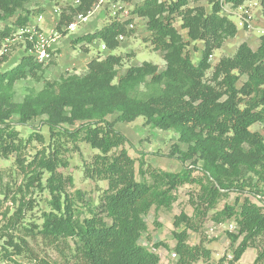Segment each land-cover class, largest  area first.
<instances>
[{
    "label": "rangeland",
    "instance_id": "374dc122",
    "mask_svg": "<svg viewBox=\"0 0 264 264\" xmlns=\"http://www.w3.org/2000/svg\"><path fill=\"white\" fill-rule=\"evenodd\" d=\"M73 1L50 0L48 7L59 9V21L65 19L61 27L75 22L77 13L72 12ZM145 1L96 0L92 8L83 14L87 20L62 34L48 61L28 65L16 48H11L0 61V75L9 73L0 82V111L10 115L6 122L16 133L15 144L19 143L18 151L6 157L0 154V264H83L75 238L67 236L53 240L46 238L42 230L49 213L69 217L74 224L90 216V210L98 204L107 184L85 178L83 168L99 151L80 138L73 142L60 134L52 135L44 122L47 115L36 114L45 109V105L50 106L59 93L68 101L72 99L74 85L69 82L83 81L88 74L90 61H103L110 55L121 58L119 64L108 69L106 74L93 78L97 79L96 83L89 85L92 95L99 99L124 91L136 109L143 112L159 110L166 99L196 105L199 101L188 97L196 90L200 92L194 97L209 92L208 97L222 102L226 98V88L224 75L217 66L225 59H233L241 44L256 52L261 37H264L261 0H244L240 5L223 1L219 2V15L234 23V36L223 38L220 46L215 47L218 38L207 45L204 40L193 39L187 28L183 27L180 13H174L172 25L175 34L167 38L169 48L159 50L151 44L148 29L150 19L159 16L139 13ZM175 1L158 0V3L166 7ZM187 8L203 9L209 13L211 4L206 0H187L181 9L184 11ZM27 10L45 11L35 0H28L17 13L24 15ZM164 15L166 12L158 19ZM113 22L126 23L122 33L115 38L117 45L113 50L105 48L96 37L91 43L74 42L85 35L97 36ZM14 26V18L0 22V28L12 29ZM180 53L194 66L204 62V75L197 86L193 87L186 81L178 82L166 73L167 61H175L174 58ZM255 67L257 78L252 77ZM230 73L237 79L235 89L243 91L237 94L242 99L240 108L250 102L256 91H264V63L261 65L256 60L243 65L233 64ZM128 74L132 77L125 81ZM120 83H124V87L117 91ZM80 105L76 107L71 100L69 104L59 107V111L72 118V122L62 123L60 127L73 130L86 121L81 118L101 111L93 112L94 108L84 100H80ZM20 111L29 117L22 124L18 115ZM119 115V112H115L106 119L113 122L115 129L128 139L123 148L135 160L136 180L153 184L151 173H188V182L169 191L174 198L170 208L152 206L143 217L146 231L138 243L154 249L161 264H175L177 258L173 256L175 241L172 233L183 229L184 224L175 228L173 221L182 213L190 217L197 228L196 231L188 230V243L196 245L202 241L203 246L211 252L208 260L193 264H218L220 259L228 262L238 242L231 244L227 233H236L237 225L233 219L217 223L213 217L226 205L233 204L237 196L262 192L264 166L249 155L247 145L242 146L241 154L244 157L233 156L229 162L221 151L232 155L230 150L220 148L217 142L213 145L212 135L215 134L207 129H198L196 136H188L185 140L180 138L176 128H158L142 115L132 121H119ZM249 130L258 133L264 142V121L253 123ZM198 143L205 149L204 156L197 150ZM209 148L214 149L215 154L210 155ZM47 160L52 161V165L45 168L43 163ZM204 167H210L212 173L224 183L243 185L245 193H222L215 206L209 207L204 192L211 186V180L203 172ZM155 188L165 190L167 185L162 181L156 183ZM195 208L204 216L199 213L195 217ZM263 242L262 238L255 241L257 247ZM255 259L256 250L248 248L235 264H254ZM258 264H264V260Z\"/></svg>",
    "mask_w": 264,
    "mask_h": 264
},
{
    "label": "trees",
    "instance_id": "16d2710c",
    "mask_svg": "<svg viewBox=\"0 0 264 264\" xmlns=\"http://www.w3.org/2000/svg\"><path fill=\"white\" fill-rule=\"evenodd\" d=\"M27 1L0 0V22L14 18L15 25L12 29L8 27L0 28V43L10 36L16 27L24 25L31 14L41 11L27 10L24 15L17 13L18 10H22L24 3ZM78 1L79 5L72 9L73 13L85 14L96 2V0ZM206 1L211 4L209 13L196 8H187L182 11L181 8L187 0H176L166 7L162 3H158V0H146L139 13L160 17L163 12H166V15L162 16L161 19L152 17L148 23L151 44L156 49L163 51L169 48L167 38H171L175 34L172 25V15L174 13H180L182 25L187 28L193 39L204 40L207 45L218 38V43L215 45L217 47L220 46L223 38L234 36L236 26L226 17L219 15V2L217 0ZM225 1L240 5L244 0ZM261 6L262 15L264 16V0H261ZM64 21L65 19L61 18L57 26L58 30ZM125 27L126 23L113 22L102 29L97 36L85 35L77 38L74 42L91 43L96 37L105 48L113 50L117 45L116 36L120 35ZM24 58L27 60L28 65L36 63H33L34 61L29 57ZM174 59L175 61H167L166 73L178 82L186 81L191 83L193 87L197 86L204 75V62L201 61L194 66L187 58L181 57V53L177 54ZM120 60L119 56L110 55L103 61H90L85 79L79 82H69L74 85L72 99L68 101V99H64L62 93H59L50 106L45 105V109L37 111L36 115L41 113L47 115L48 118L44 122L52 135L60 134L73 142L80 138L89 144L91 148L99 151L84 165L83 174L89 180L104 181L107 184V188L99 197L98 204L90 210L89 217L82 219L78 224H74L69 217L49 213L46 216L42 233L46 238H52L53 240H59L67 236L75 238L76 249L80 253L83 264H161L154 249H148L138 243L139 238L146 231L143 217L150 211L152 206L170 208L174 198L169 191L177 185L188 182V173L186 171L177 174L151 173L153 184L136 180L135 160L123 148L128 143V139L116 130L114 123L108 121L106 117L119 112L120 115L117 120L132 121L137 116L142 115L149 123L158 128H176L180 133V138L185 140L188 136H196V130L207 129L215 134L212 135L213 145L217 142L220 148L230 150L232 155L221 151L222 156L228 159L229 162L232 161L233 156L244 157L241 150L243 145H247L249 155L257 163L264 166V142L258 133L249 130L253 123L264 121V91H256L250 102L244 108H240L239 102H242V99L237 94L243 91L242 89H235L234 84L237 79L235 75L230 73L233 64L243 65L256 62V60L261 65L264 63V37H261L256 52L251 51L246 44H241L233 59H225L217 66L224 75L223 83L226 88V98L222 102L208 97L209 92H202L203 94L194 97L195 94L197 95L200 92L196 90L188 96L190 100L199 101L196 105L187 101L166 99L159 110L150 109L148 112H143L136 109L124 91H118L121 87H124L122 86L124 83H120L116 87L118 92H114L112 95H105L100 99L93 96L89 86L96 83L97 79L93 78L106 74L108 69L119 64ZM8 74L0 75V82ZM131 77V74L126 75L125 81H128ZM252 77L257 78V67H255ZM65 100L67 103H65ZM71 100L74 101L76 107L81 106L80 100H84L94 108L93 112L95 110L101 111L93 113L89 117L81 118L80 120L86 121L73 130L64 129L60 125L72 122V118L59 111V107L63 104H69ZM101 106L104 109H100ZM18 115L21 124L29 118L22 111L18 112ZM9 116V114L0 111V154L4 157L19 150V143L15 144L16 133L11 128L10 123L6 122ZM202 146L198 143L197 150L200 155L205 152ZM208 153L210 155L215 154V150L209 148ZM204 159L206 164V157ZM49 164L52 165V161L47 160L43 163V166L46 168ZM203 172L210 178L212 183L204 192L209 207L213 208L215 206L222 193L229 191H235L239 194L245 193L243 185L222 182L217 175L212 173L210 167H204ZM262 180L264 183V177ZM162 181L165 182L167 188L165 190L156 189V183ZM194 212L195 217L201 213L197 208L194 209ZM201 216H204V214L201 213ZM230 219H233L237 225V231L236 233H227V237L231 244L236 242L238 244L232 251V258L226 263L223 259H220L218 264H235L248 248L256 250L254 264L263 261L264 242L260 247H257L255 241L258 238L264 240V208L250 202L246 196L239 195L234 199L233 204L226 205L213 217V221L217 223H223ZM182 224H184L183 229L172 233L175 241L172 251L177 258L175 264H193L200 260H208L211 252L203 246L202 241L196 245L188 243V230H197L194 221L181 213L174 218L173 226L178 228ZM239 238L241 239L239 240Z\"/></svg>",
    "mask_w": 264,
    "mask_h": 264
},
{
    "label": "built area",
    "instance_id": "2783aa9c",
    "mask_svg": "<svg viewBox=\"0 0 264 264\" xmlns=\"http://www.w3.org/2000/svg\"><path fill=\"white\" fill-rule=\"evenodd\" d=\"M35 1L37 4L42 5L44 9L50 4V0ZM217 1L221 3L225 0ZM78 5L79 1L74 0L72 6L76 8ZM59 14V9L57 7L50 6V19L48 24L42 10L31 14L24 25L16 27L14 32L0 43V61H3V58L9 54L11 48H16L24 57H29L36 63L48 61L55 51L62 34L65 33L66 30H74L78 23L87 20V17L82 13H77L75 22H71L65 28L60 26L58 30ZM246 197L258 207L264 208V189L260 193H252ZM230 228H232V226H230ZM173 256L175 255L173 254Z\"/></svg>",
    "mask_w": 264,
    "mask_h": 264
},
{
    "label": "crops",
    "instance_id": "0c3cea01",
    "mask_svg": "<svg viewBox=\"0 0 264 264\" xmlns=\"http://www.w3.org/2000/svg\"><path fill=\"white\" fill-rule=\"evenodd\" d=\"M49 9H50V7H47V8L45 9V11H43V13L45 14V18H46L47 24H48L49 19H50ZM238 261H239V260H238ZM238 261H237V262H238ZM237 262H236V263H237Z\"/></svg>",
    "mask_w": 264,
    "mask_h": 264
}]
</instances>
